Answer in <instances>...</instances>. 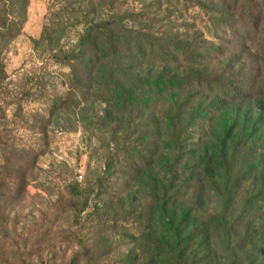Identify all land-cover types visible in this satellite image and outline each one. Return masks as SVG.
<instances>
[{"label": "rangeland", "instance_id": "rangeland-1", "mask_svg": "<svg viewBox=\"0 0 264 264\" xmlns=\"http://www.w3.org/2000/svg\"><path fill=\"white\" fill-rule=\"evenodd\" d=\"M222 10L220 0H0V264H228L234 252L264 264L263 37ZM152 15L154 50L135 61L123 30ZM183 50L201 58L187 63ZM141 69L224 71L237 100L215 113L221 94L203 82L155 102L135 89ZM177 109L183 138L224 124L231 147L245 128L261 168L231 196L218 181L185 182L160 214L155 173L187 145L167 136Z\"/></svg>", "mask_w": 264, "mask_h": 264}, {"label": "trees", "instance_id": "trees-1", "mask_svg": "<svg viewBox=\"0 0 264 264\" xmlns=\"http://www.w3.org/2000/svg\"><path fill=\"white\" fill-rule=\"evenodd\" d=\"M220 1L223 9L221 14L224 17V20L232 19V21H230L231 23L235 20L244 21L245 24L249 23L252 26L250 37H263V40L260 43V52L264 55V34H259V27L264 21V0ZM146 20L147 24L144 25V27L137 29L124 28V34L119 45L121 48L126 49L130 54V51H133L132 53L135 57L134 60H138L139 62L145 59L147 51L152 54L154 50L152 48V42L157 41L153 36L154 33L147 30L156 22L153 15L151 17H147ZM0 23L3 24V21ZM113 24V22H109L108 26ZM107 30L109 34L112 32L111 28ZM262 31L264 32V24ZM108 46L109 49L113 48L111 45ZM175 51L176 48L172 50V52ZM179 55L183 57L187 63L191 64L197 63V60L201 58V56L198 57V55H194L193 53L185 50L180 51ZM159 58L164 64H168L172 60L171 55H168V51L160 54ZM191 66L194 65H190V67ZM225 68H227V66ZM166 73L167 71H162L155 74L141 69L134 81L136 91H139L141 96H147L157 102L160 97L172 92L175 89L190 90L194 83H196L195 86L197 88H202L203 82H206L208 86H204V88H207V93L210 94L215 92L218 95L221 94L218 99L214 100V102L207 107L211 108V110L215 111V113L222 110L232 101L234 102L237 100L234 92L232 93V90L235 91V81H231L232 77L224 73V71L220 75L213 74L207 77L203 74H190L189 76L178 77L175 75L171 76ZM1 79H3V76H1L0 70V81ZM190 94H188V96ZM238 94H240V92H238ZM239 96H245V94L242 93ZM180 107L182 109V106ZM181 114L182 111L180 109H177L176 113L172 114L170 130L167 136L170 137L172 142L171 145L175 144L176 147L179 146V149H181V147L184 149L183 145L187 142L185 147L186 150L176 155H172V158L169 160L164 158V164L161 167L164 170H160L158 171L159 173H155V184L152 191L154 193V202L158 209L157 212H160V214H163L166 211L169 201L174 198L176 193L185 188V182L204 183L206 181H218L219 187H216V192H223L225 195L231 196L232 192H236L245 180H248L253 174L260 171L259 169L261 168L260 161L254 154L257 150L256 146L249 144L247 139L249 135L245 133V128L241 130V133L238 134L237 137H235L233 146L231 147L229 142L235 134L232 126L229 127V125L224 124L223 127L220 126L221 131L219 132L211 129L208 133L195 137L193 136L194 132L192 131L191 134H187V136H184L183 138L182 131L189 128L190 125L189 121L185 122L183 125L179 124ZM193 115L194 114L192 113L191 117ZM157 147V143H155V149ZM157 149L154 151V154L158 153L156 152ZM161 174L163 175L159 176ZM165 175L169 178L168 184L166 185L161 181ZM175 181H181L183 184H177L176 186L174 185ZM259 190L260 192L256 198L264 202V185L263 188H260ZM220 224H222V220ZM222 226H224V224H222ZM236 245L237 248L242 247L243 242L238 241ZM250 255L234 252L231 261H229L228 264H242L243 262L247 263L248 261L251 262L253 259H247L246 257H250Z\"/></svg>", "mask_w": 264, "mask_h": 264}]
</instances>
